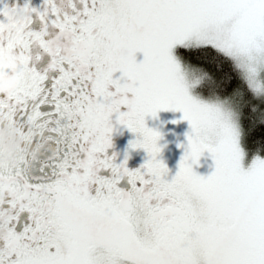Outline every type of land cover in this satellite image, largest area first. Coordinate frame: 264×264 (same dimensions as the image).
<instances>
[{
	"label": "snow or ice",
	"instance_id": "1",
	"mask_svg": "<svg viewBox=\"0 0 264 264\" xmlns=\"http://www.w3.org/2000/svg\"><path fill=\"white\" fill-rule=\"evenodd\" d=\"M0 264H264V0H0Z\"/></svg>",
	"mask_w": 264,
	"mask_h": 264
},
{
	"label": "flooded vegetation",
	"instance_id": "2",
	"mask_svg": "<svg viewBox=\"0 0 264 264\" xmlns=\"http://www.w3.org/2000/svg\"><path fill=\"white\" fill-rule=\"evenodd\" d=\"M9 2H11V0H9ZM38 0H33V3H37ZM159 115V114H158ZM164 120V121H162ZM147 124L149 127H154L156 129H158L162 134H163V138L160 141L161 145H164L162 152H161V158L164 160L165 163H167V156L164 159V155L166 154L167 151H174L176 153V156L179 157L181 155V150L178 149L176 147L177 143L182 142L184 140V138L179 139L178 135L173 133L174 129L172 127V125H169V127L167 128L165 126L166 123V119H165V114H163L162 116L159 115V118L156 120H153L151 118L147 119ZM175 130V129H174ZM132 138L131 134L129 132H127V130H123V132H118L116 134L113 135V144H114V149L115 151H117L118 153L121 154V156L123 155L125 149L127 148V143L128 141ZM140 153L144 152L142 150H137V151H132L130 152V159L128 161V167L129 168H136L138 167L143 160H138L137 157L138 155H140ZM175 164V168L177 165L178 160L171 157Z\"/></svg>",
	"mask_w": 264,
	"mask_h": 264
},
{
	"label": "rangeland",
	"instance_id": "3",
	"mask_svg": "<svg viewBox=\"0 0 264 264\" xmlns=\"http://www.w3.org/2000/svg\"><path fill=\"white\" fill-rule=\"evenodd\" d=\"M163 114H165V119H166L165 126L168 128L169 125H172V127L175 129V130L172 129L173 133L177 134L179 139L184 138V132L187 130L186 122H180L179 124H175V125L169 123V121H171L172 119H178L180 114L179 113H172V112H161V113H159L160 116H162ZM162 121H164V120H162ZM165 157L167 158V163H166L167 166L174 171L176 163L174 162V160L171 157L178 160L176 153L174 151H167L166 154L164 155V159H165ZM144 158H145V154H143V153H140V155H138V157H137V159L140 161L143 160ZM201 171H203V169H201Z\"/></svg>",
	"mask_w": 264,
	"mask_h": 264
},
{
	"label": "clouds",
	"instance_id": "4",
	"mask_svg": "<svg viewBox=\"0 0 264 264\" xmlns=\"http://www.w3.org/2000/svg\"><path fill=\"white\" fill-rule=\"evenodd\" d=\"M2 142L8 150L5 156L6 160H12L15 157L16 149L22 143L21 138L7 126L2 130Z\"/></svg>",
	"mask_w": 264,
	"mask_h": 264
}]
</instances>
